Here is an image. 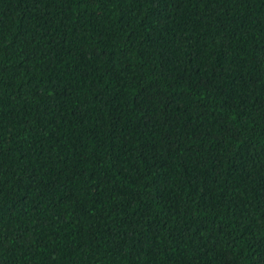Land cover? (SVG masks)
<instances>
[{
	"label": "trees",
	"instance_id": "16d2710c",
	"mask_svg": "<svg viewBox=\"0 0 264 264\" xmlns=\"http://www.w3.org/2000/svg\"><path fill=\"white\" fill-rule=\"evenodd\" d=\"M0 264H264V0H0Z\"/></svg>",
	"mask_w": 264,
	"mask_h": 264
}]
</instances>
